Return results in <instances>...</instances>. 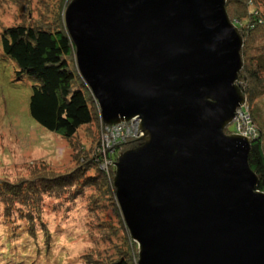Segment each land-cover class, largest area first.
I'll return each mask as SVG.
<instances>
[{
    "label": "water",
    "instance_id": "water-1",
    "mask_svg": "<svg viewBox=\"0 0 264 264\" xmlns=\"http://www.w3.org/2000/svg\"><path fill=\"white\" fill-rule=\"evenodd\" d=\"M226 0H71L64 25L104 125L136 119L113 187L136 264H264V193L250 140L226 134L246 100Z\"/></svg>",
    "mask_w": 264,
    "mask_h": 264
},
{
    "label": "rangeland",
    "instance_id": "rangeland-1",
    "mask_svg": "<svg viewBox=\"0 0 264 264\" xmlns=\"http://www.w3.org/2000/svg\"><path fill=\"white\" fill-rule=\"evenodd\" d=\"M70 1L0 0V36L3 29L11 26L52 24L64 17ZM257 1L264 13V0ZM18 72L14 62L3 54L0 41V182L18 184L67 173L81 164L91 150L104 162L105 151L109 152L111 147L107 149L108 141L102 143L104 130L99 136L98 124L81 128L67 141L29 116L33 82L24 75L19 78ZM257 107L258 115L264 119V100ZM232 132L231 124L226 134ZM128 141L140 142L132 136L120 144ZM118 145L112 148L116 149L114 162L123 151V147L117 151ZM105 189V184L86 188L72 204L45 199L41 221L46 227L35 220L30 225L34 228L33 235L26 231L28 223L18 221L17 212L11 211V217H6L9 210L0 203V264H103L119 251L134 254L128 244V231Z\"/></svg>",
    "mask_w": 264,
    "mask_h": 264
},
{
    "label": "trees",
    "instance_id": "trees-1",
    "mask_svg": "<svg viewBox=\"0 0 264 264\" xmlns=\"http://www.w3.org/2000/svg\"><path fill=\"white\" fill-rule=\"evenodd\" d=\"M260 6L257 0L225 2L228 19L237 27L243 41L240 51L242 68L236 86L246 99L256 133L250 142L248 164L258 178L257 189L264 193V119L257 111L259 101L264 100V13ZM0 41L3 54L19 69L18 77L24 75L33 82L28 112L39 126L71 141L81 128L96 123L100 136L104 128L99 108L78 74L64 17L46 26L23 24L7 27L1 31ZM139 143L128 141L118 145L117 151L123 147V153ZM93 151L83 157L74 170L64 174L37 177L18 184L1 181L0 203L9 210L6 217H11V211L12 214L17 212L18 221L30 226L39 220L40 225L45 226L41 221L45 199L72 204L86 188L105 184L109 202L125 227L112 183L115 169L113 166L102 169L101 160ZM26 231L35 234L31 226ZM127 240L134 254L128 250L119 251L115 258H108L103 264H136L137 246L130 237Z\"/></svg>",
    "mask_w": 264,
    "mask_h": 264
},
{
    "label": "built area",
    "instance_id": "built-area-1",
    "mask_svg": "<svg viewBox=\"0 0 264 264\" xmlns=\"http://www.w3.org/2000/svg\"><path fill=\"white\" fill-rule=\"evenodd\" d=\"M139 124L140 122L138 120L133 119L129 122L110 126L105 125L103 127L104 131L102 130L103 134L101 135L102 143H104V141H108L107 149L111 147V150L109 152L105 151L106 159L104 160V162H101L102 169L107 170V167L113 166V157L116 156V149L114 150L112 148H115L116 145L125 142L126 138H131L132 136L140 141L142 134L139 128ZM232 125V134L241 135L249 139L250 141L254 139L256 133L250 121V116L248 114V108L246 106V103L244 104V106H242L236 111V116ZM117 142L119 143L115 145V143Z\"/></svg>",
    "mask_w": 264,
    "mask_h": 264
},
{
    "label": "bare ground",
    "instance_id": "bare-ground-1",
    "mask_svg": "<svg viewBox=\"0 0 264 264\" xmlns=\"http://www.w3.org/2000/svg\"><path fill=\"white\" fill-rule=\"evenodd\" d=\"M246 100V99H245ZM103 124V123H102ZM117 143H119V142H117ZM117 143H115V145L117 144Z\"/></svg>",
    "mask_w": 264,
    "mask_h": 264
}]
</instances>
